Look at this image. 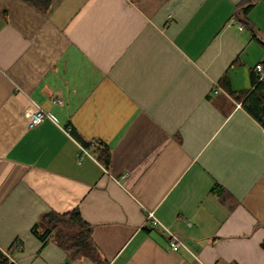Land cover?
<instances>
[{"label":"crops","instance_id":"0c3cea01","mask_svg":"<svg viewBox=\"0 0 264 264\" xmlns=\"http://www.w3.org/2000/svg\"><path fill=\"white\" fill-rule=\"evenodd\" d=\"M49 1L0 0V250L96 264L31 233L77 209L102 264H264V0Z\"/></svg>","mask_w":264,"mask_h":264},{"label":"trees","instance_id":"16d2710c","mask_svg":"<svg viewBox=\"0 0 264 264\" xmlns=\"http://www.w3.org/2000/svg\"><path fill=\"white\" fill-rule=\"evenodd\" d=\"M25 1L40 11L47 10L50 3L49 0ZM255 2L256 0H242L240 9H238L240 15L245 16ZM261 64L264 66V61ZM223 87L227 90V84L224 83ZM241 107L264 129V81L258 82L257 73L252 76V90L241 103ZM70 132L82 142L84 147H88V144L84 143L73 130ZM215 187L219 188V198L223 201L224 191L219 186ZM31 233L43 246L53 241L72 260L86 258L96 264H102L99 261V252L91 239L92 227L82 220L77 209L62 214L50 212L42 215L31 228ZM261 246L264 249V241ZM0 264L14 263L9 259L8 253L0 250Z\"/></svg>","mask_w":264,"mask_h":264},{"label":"built area","instance_id":"2783aa9c","mask_svg":"<svg viewBox=\"0 0 264 264\" xmlns=\"http://www.w3.org/2000/svg\"><path fill=\"white\" fill-rule=\"evenodd\" d=\"M240 29L242 27H239ZM255 71L258 75V82L264 81V66L262 64H257L255 66ZM61 101L55 100L54 103H60ZM45 118H47V114L40 108L35 107V109L31 112L29 127H33L40 122H42ZM66 133H70V129H66ZM83 155H88L87 152L80 147ZM147 220L150 221L153 227H159L164 233H166L168 237V246L172 251H178L180 248H186V245L181 240L180 237L170 233L163 225L154 217L153 213H146Z\"/></svg>","mask_w":264,"mask_h":264}]
</instances>
